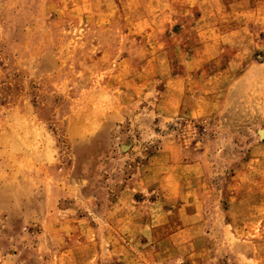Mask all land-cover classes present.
<instances>
[{
    "label": "rangeland",
    "instance_id": "374dc122",
    "mask_svg": "<svg viewBox=\"0 0 264 264\" xmlns=\"http://www.w3.org/2000/svg\"><path fill=\"white\" fill-rule=\"evenodd\" d=\"M0 264H264V0H0Z\"/></svg>",
    "mask_w": 264,
    "mask_h": 264
}]
</instances>
